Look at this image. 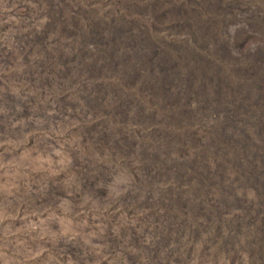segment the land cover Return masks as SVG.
<instances>
[{
  "label": "rangeland",
  "instance_id": "obj_1",
  "mask_svg": "<svg viewBox=\"0 0 264 264\" xmlns=\"http://www.w3.org/2000/svg\"><path fill=\"white\" fill-rule=\"evenodd\" d=\"M194 1L232 7L218 32L229 64L264 65V0ZM133 15L127 1L0 0V264H264V111L204 109L209 84L168 114L165 97L131 103L114 73L105 86L76 78L96 40L69 31L108 38ZM199 16L196 29L210 24ZM151 33L200 53L187 29ZM135 47L138 61L154 48Z\"/></svg>",
  "mask_w": 264,
  "mask_h": 264
},
{
  "label": "trees",
  "instance_id": "obj_2",
  "mask_svg": "<svg viewBox=\"0 0 264 264\" xmlns=\"http://www.w3.org/2000/svg\"><path fill=\"white\" fill-rule=\"evenodd\" d=\"M118 1H127L131 9L135 10V15L131 16L128 24L124 27L111 28L112 35L110 37L104 38L103 29L96 25L91 26L88 31L81 30L80 27L69 31L82 32L79 36L83 38L84 42L93 36L96 40L97 58L80 66L76 72V78L84 80L86 84L95 82L97 86H105L113 79L109 80L103 77L114 73L115 83L121 90L124 89L131 103L139 100L154 102L157 96L165 97L163 105L169 108L168 114H171L175 108L180 109L182 105H186L191 98L200 93L199 90H204L209 84L212 85V93L206 101L201 103L204 109L212 108L219 112V110H224L225 102H231L227 106L233 108L237 116H239L237 112L240 108L239 105L249 107L250 110L264 111V65L254 59L245 63L234 61L229 64L227 60H233L230 51H228L229 47L226 42L219 40L218 32L229 20L225 13L232 7L229 6L228 9H225L222 3L217 2L206 8H201L194 0H168L166 2H169V6L162 8H159L162 3L158 0H155L154 3L142 2V0ZM154 9L152 22L146 23L147 19L143 21L142 15ZM205 11L209 17L205 21L210 20V24H206L202 29H196V21L189 17L192 13L195 14V17H200L199 15H204ZM74 22L76 23V21ZM138 26H141L140 30ZM164 27L169 31L187 29L189 37L198 42L200 53H187L180 48L179 52H169L156 45L151 29L158 30ZM63 29H67L65 25ZM198 31L200 34L195 33ZM139 44L143 48L149 47L150 44L154 47L152 53L140 61L136 60L135 55L131 52V50L135 51L134 47ZM119 49L123 53L122 59L115 58V53ZM108 55L114 57L106 65L107 61H104L103 58ZM154 57L156 60L152 61ZM67 68L71 70L70 66ZM230 74L234 76H229ZM236 75L239 76L237 79H235ZM103 95V92L97 94L98 100H101ZM113 106H115L113 113L116 114L117 119L120 117L129 119L128 115L132 114L131 105L115 103ZM158 111L160 109L153 110L148 117L154 120ZM182 113L185 114L182 118L191 115L189 111ZM132 117L140 121L146 118L140 113L133 114ZM222 126L225 127L226 123H223Z\"/></svg>",
  "mask_w": 264,
  "mask_h": 264
}]
</instances>
